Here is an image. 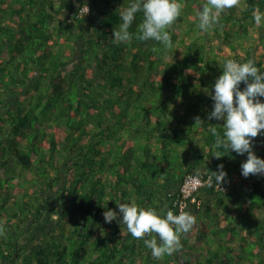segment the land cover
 <instances>
[{
    "label": "trees",
    "instance_id": "trees-1",
    "mask_svg": "<svg viewBox=\"0 0 264 264\" xmlns=\"http://www.w3.org/2000/svg\"><path fill=\"white\" fill-rule=\"evenodd\" d=\"M181 2L165 51L136 38L139 13L132 39L113 44L129 0H0V198L18 207L23 196L25 215L0 205V232L26 226L0 240V264H264V175H241L247 153L218 146L210 129L222 135L223 121L208 118L225 60L253 59L264 71L263 24L254 46L235 52L237 40L252 39V13L264 11V0H237L208 32L195 15L207 0ZM83 4L91 14L68 15ZM253 151L264 159V135L253 138ZM218 165L224 190L213 177L212 207L194 210L200 232L181 233L172 254L151 255L144 239L154 233L136 238L105 222L103 212L120 202L177 214L183 175L210 176ZM15 167L29 174V194ZM31 226L42 231L37 242L24 238Z\"/></svg>",
    "mask_w": 264,
    "mask_h": 264
},
{
    "label": "clouds",
    "instance_id": "clouds-1",
    "mask_svg": "<svg viewBox=\"0 0 264 264\" xmlns=\"http://www.w3.org/2000/svg\"><path fill=\"white\" fill-rule=\"evenodd\" d=\"M236 4L237 0H207L196 11L197 27L201 32L210 31L217 24L220 14ZM183 7L181 0H129L126 7H120L121 22L117 28L113 29L111 41L115 44L132 39L133 33L129 29L139 13L142 20L138 25L139 32L136 38L142 41L159 42L163 50L167 51L173 47L171 35L167 29L182 14ZM71 14L73 13H68L70 17ZM252 16L257 25L264 21V11L255 9ZM241 82L244 84L243 89L240 87ZM212 90L213 105L208 118L223 121L222 135L215 126L210 129L212 135L216 137V144L237 154L247 153V159L241 164L242 176L264 175V159L256 156L253 151V138L264 135L262 132L264 130V100L260 99L264 97V71L257 67L253 59L244 62L227 59L223 62L222 73L215 79ZM197 121H201L199 117L196 118ZM221 156L220 151L213 154L216 158ZM210 173V176H201L208 178L209 182L200 187L196 193L198 205L188 207L193 211L201 207L200 191L209 190L213 177L217 183L214 189L224 190V186L220 184L227 176L223 165H218L217 171ZM187 175L196 174L183 175L180 183ZM117 208L118 211L107 208L103 212L105 222L119 221L126 231L136 238H143L146 234L154 233L155 235H152L150 239H144V244L151 250V255L157 259L179 249L180 234L187 233L195 223V218L187 210L174 214L169 209L165 215L161 216L154 208L141 207L135 201L117 203Z\"/></svg>",
    "mask_w": 264,
    "mask_h": 264
},
{
    "label": "rangeland",
    "instance_id": "rangeland-1",
    "mask_svg": "<svg viewBox=\"0 0 264 264\" xmlns=\"http://www.w3.org/2000/svg\"><path fill=\"white\" fill-rule=\"evenodd\" d=\"M111 4H114V2H112ZM261 24H263L264 25V21H262V23ZM260 25V24H259ZM188 27H189V25H188ZM257 27H258V25L257 24H254L253 25V27L251 28V26L249 27V34L251 35V37H252V39H250V40H247L245 43H244V41H239V40H237L238 41V43L239 44H233V45H235V52L237 53V54H244V50H248L249 49V47L251 48V47H253L254 46V41H255V38L258 36V33H259V31L257 30ZM258 39V38H257ZM260 40V39H259ZM261 42H259V45H258V47H261ZM247 47V48H246ZM255 48V47H254ZM257 48V47H256ZM223 51H225L226 53H230V50H228V49H225V47H223V49H222ZM28 102H29V100H28ZM28 106H29V104H28ZM22 107H24V106H21V108ZM217 126H219V125H217ZM220 127H222V126H220ZM3 161V160H2ZM9 162V161H8ZM7 162V163H8ZM3 164L4 165V170H3V173H4V176L5 177H11L12 175H11V172L13 171V169H14V167L12 166V167H10L11 165H8V164ZM15 168H18V173L16 174V179H15V182L16 183H18L20 186H21V190L23 191V192H26L27 194H29V174H27L26 172L27 171H21L20 172V170H19V167H15ZM1 177H3V176H1ZM2 179H4V178H2ZM10 186L11 185H9V183H7V185H5L4 186V190H8L9 188H10ZM19 192H21V191H19ZM21 194H22V192H21ZM21 197H23V196H21ZM18 198L17 199V202H19L20 204L18 205V207H17V205H13L11 202L12 201H7V198H5V196L4 197H2V198H0V205H2L3 206V211H15L17 214H18V216L19 217H24L25 215H23V213L21 214L20 212H19V209H20V206H22V203H21V200L20 199H22V198ZM5 198V199H4ZM4 200V201H3ZM12 200V199H11ZM15 200V199H14ZM213 209H218V208H216V207H214L213 206ZM29 210V209H28ZM219 210V209H218ZM29 213V212H28ZM28 213H27V215H28ZM253 213H255V212H253ZM53 216H55V215H53ZM53 219H55V217H53ZM48 223V221L46 222V224ZM50 224H47L46 226H44L43 227V229H42V231H46V232H48V230H49V228H50V226H52V222H49ZM23 226V225H22ZM29 226H30V223H29ZM25 228H26V226H23V227H21L20 225L18 226V228H17V225H12L11 226V228H10V230L9 231H7V232H5V234L6 235H9V237H11V236H13L14 237V231L15 232H21L22 231V229H24L25 230ZM0 230H2V229H0ZM3 230H6V229H4L3 228ZM42 231H40V230H38L37 229V231H36V229H33L32 228V226L30 227V230H29V232H30V235L28 236V234L27 235H25V237L24 238H31L32 237V235L33 234H35L36 236H37V239H36V242L38 241V238H39V236H40V233L42 232ZM5 234L3 233V232H0V240H3L4 238H5ZM35 236V237H36ZM23 238V239H24ZM22 239V242L24 241ZM34 245V243L32 244V245H30V247L31 246H33ZM29 250V248L27 249V251Z\"/></svg>",
    "mask_w": 264,
    "mask_h": 264
},
{
    "label": "built area",
    "instance_id": "built-area-1",
    "mask_svg": "<svg viewBox=\"0 0 264 264\" xmlns=\"http://www.w3.org/2000/svg\"><path fill=\"white\" fill-rule=\"evenodd\" d=\"M88 8V9H87ZM90 9L88 6H80L71 16L76 18L88 15ZM209 182L208 178H203L197 175H187L183 178L179 185V199L174 203L177 207V214L180 211H186L191 205H198L199 201L196 198L198 189Z\"/></svg>",
    "mask_w": 264,
    "mask_h": 264
},
{
    "label": "crops",
    "instance_id": "crops-1",
    "mask_svg": "<svg viewBox=\"0 0 264 264\" xmlns=\"http://www.w3.org/2000/svg\"><path fill=\"white\" fill-rule=\"evenodd\" d=\"M90 1H92V0H85V2H90ZM91 18L94 19V22L97 21V20L95 19V18H96V14H92V15H91ZM261 32H264V31H261ZM214 82H215V81H214ZM240 87H241V89H243V87H244L243 82H241ZM218 122H222V121H218ZM219 124H220V123H219ZM187 165H193V166H195V162L193 161V159H191V161H190L189 164H187ZM201 168H202V167H199V169H201ZM199 199L202 201V203H204V204H209L208 202L210 201V197L208 196V191H207V190H201V191H200V195H199ZM211 199H212V198H211ZM212 205H213V201L211 200L209 206L212 207ZM187 211L190 212L191 215L194 217V211H193V209L188 208ZM200 223H201V221H199V220H198V222L195 221V223H194L192 229H190V233H191V234H194V233H195V234L198 235V233L200 232L199 229H200V227H201V226H200ZM25 239H28V238H25Z\"/></svg>",
    "mask_w": 264,
    "mask_h": 264
}]
</instances>
